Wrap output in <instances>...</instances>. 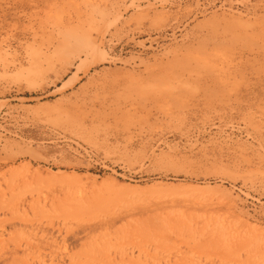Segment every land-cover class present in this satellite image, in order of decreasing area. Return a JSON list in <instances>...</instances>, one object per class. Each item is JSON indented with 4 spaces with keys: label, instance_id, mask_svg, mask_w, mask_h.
<instances>
[{
    "label": "rangeland",
    "instance_id": "obj_1",
    "mask_svg": "<svg viewBox=\"0 0 264 264\" xmlns=\"http://www.w3.org/2000/svg\"><path fill=\"white\" fill-rule=\"evenodd\" d=\"M0 264H264V0H0Z\"/></svg>",
    "mask_w": 264,
    "mask_h": 264
}]
</instances>
